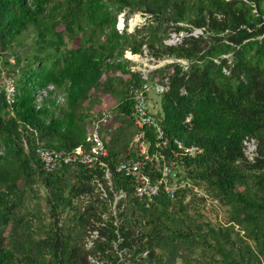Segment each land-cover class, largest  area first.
I'll return each mask as SVG.
<instances>
[{
  "label": "trees",
  "instance_id": "1",
  "mask_svg": "<svg viewBox=\"0 0 264 264\" xmlns=\"http://www.w3.org/2000/svg\"><path fill=\"white\" fill-rule=\"evenodd\" d=\"M125 11L151 19L119 31ZM193 28L205 35L165 43ZM31 34L35 50L18 53ZM126 51L189 61L151 73L169 82L156 112L167 144L149 127L147 141L210 203L182 190L148 204L115 170L136 156L131 88L144 82ZM100 109L115 110L111 184L83 164L46 170L36 146L89 148ZM178 141L204 152L191 157ZM219 206L226 221L214 223ZM0 264H264V0H0Z\"/></svg>",
  "mask_w": 264,
  "mask_h": 264
},
{
  "label": "built area",
  "instance_id": "2",
  "mask_svg": "<svg viewBox=\"0 0 264 264\" xmlns=\"http://www.w3.org/2000/svg\"><path fill=\"white\" fill-rule=\"evenodd\" d=\"M149 16L147 21H142L137 25L141 27L146 24L151 19V15ZM202 35H205V28H193L189 33L186 31H171L165 43L168 45H176L181 43L185 36L199 37ZM126 52L125 57L127 59H134V57L137 56V54L131 51ZM149 60L155 62L161 61L154 58H150ZM175 61L180 62L185 69L188 68V60L176 58L170 60L171 63ZM216 62L219 63L220 61L216 60ZM163 65L164 62H160V64L150 69H136L134 66H131L133 71L141 72L142 78L144 79V82L131 88L135 111L134 123L137 128L133 144L136 156L129 159L122 158L117 161L115 170L134 181L136 195L144 199L148 204L154 203L156 198L163 192L174 199L182 190H193L198 196L205 197L210 203V196L203 188H199L190 179L182 176L180 169L168 163L161 142H156L153 147L151 142L147 141L146 128L149 127L154 129L157 134V139L163 140L164 145L167 144L164 129L158 121L156 112L150 109V97L153 94L162 95L169 89L168 78H165L163 82H151L149 80L151 73ZM224 71L226 74L230 73V70L227 68H225ZM114 118L115 112L112 109H102L95 113L92 131L88 135L89 148L79 146L71 151H67L46 148L38 144L36 146V154L48 171H55L63 165L83 164L92 168L103 169L106 179L109 180L111 184L112 168L110 165V153L106 146L105 131L108 130L111 132L113 130L110 124ZM190 120L191 116H188L187 121ZM177 143L178 148L191 157H197L204 152V148L198 144L186 145L181 141ZM244 149L248 159L253 161L257 154L256 140L253 138H246L244 140ZM130 152V150H127V156H129ZM122 196L123 193L116 198V201ZM115 206L116 204L113 206L114 209Z\"/></svg>",
  "mask_w": 264,
  "mask_h": 264
},
{
  "label": "rangeland",
  "instance_id": "3",
  "mask_svg": "<svg viewBox=\"0 0 264 264\" xmlns=\"http://www.w3.org/2000/svg\"><path fill=\"white\" fill-rule=\"evenodd\" d=\"M149 17H150L149 14H146L143 12H135V13L129 15L127 13V11H125V12L120 13L118 15L117 28L119 31L125 30L128 32H134L137 28L140 27L137 24H140V22H142V21H147L149 19ZM171 31H173V29ZM35 40H36V37L32 34L26 36L25 38L22 39V43L20 45H18L17 52L20 54H25L28 51H34L35 50L34 49ZM150 58L151 57H149L146 54V52H145V54H137V56H135L134 59H130L133 62L131 64V66H134V68H136V69H139V68L150 69V68H153L156 65L160 64V62H164L163 66L170 64L171 63L170 60L172 59V58H164L160 62H158V61L155 62V61L149 60ZM12 61H13V59H12ZM163 66H161V67H163ZM5 85L9 89V95H11L12 94L11 91H13V86L11 85V81L7 79V81H5ZM42 95H43V93H42ZM153 96H155L153 98V101L157 100V104L160 105V100H161L160 95L155 94V95H152V97ZM40 98L41 97L39 96L38 99H40ZM159 108H160V106L159 107H153L152 105L150 106V109L153 112H158L160 110ZM101 110L102 109H100L98 111L95 110V112H99ZM114 112H115V110H114ZM207 217L209 220H211L214 223L220 222V221L225 222L226 217H227V210L219 206V208H216L215 211L208 212Z\"/></svg>",
  "mask_w": 264,
  "mask_h": 264
},
{
  "label": "crops",
  "instance_id": "4",
  "mask_svg": "<svg viewBox=\"0 0 264 264\" xmlns=\"http://www.w3.org/2000/svg\"><path fill=\"white\" fill-rule=\"evenodd\" d=\"M153 95H155V94H153ZM155 96H151L150 97V102H151V105L153 106V107H159L160 105H158L157 104V100L156 101H153V98H154ZM159 99V98H158Z\"/></svg>",
  "mask_w": 264,
  "mask_h": 264
}]
</instances>
